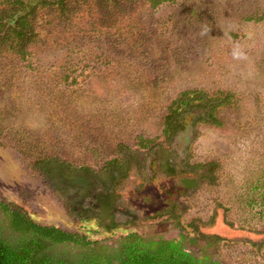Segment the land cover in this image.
I'll list each match as a JSON object with an SVG mask.
<instances>
[{"label":"rangeland","instance_id":"rangeland-1","mask_svg":"<svg viewBox=\"0 0 264 264\" xmlns=\"http://www.w3.org/2000/svg\"><path fill=\"white\" fill-rule=\"evenodd\" d=\"M148 1L69 0L61 14L38 11L40 33L56 15L51 35L23 61L0 60V202L19 206L37 224L110 244L129 231L178 241L180 233L191 236L193 222L222 238L204 244L208 255L224 264H264V220L233 224L240 196H249L246 181L264 175V0H177L154 9ZM198 89L207 92L205 107L190 109L187 128L163 140L166 105ZM227 95L217 127L211 103ZM139 136L160 146L141 149ZM120 144L131 150L119 147L130 153L131 171L109 188L108 216L125 232L104 235L80 223L75 186L58 182L55 190L32 167L51 152L98 170ZM161 159L175 167L174 176L159 167ZM202 162L219 168L213 175L210 165L192 169ZM185 179L199 180L192 193L182 188ZM169 205L179 226L157 216Z\"/></svg>","mask_w":264,"mask_h":264},{"label":"trees","instance_id":"trees-1","mask_svg":"<svg viewBox=\"0 0 264 264\" xmlns=\"http://www.w3.org/2000/svg\"><path fill=\"white\" fill-rule=\"evenodd\" d=\"M67 1L69 0H0V60L10 62L12 56L22 61L29 58L30 47L40 44L42 38L49 37L55 29L52 21L56 15H53L42 26L44 28L40 33V29L36 27L38 11L52 10L55 14H61V11L65 12ZM95 1L102 6L103 2L114 4L119 0ZM175 1L177 0H149L148 3L154 9L161 4ZM63 75L62 82L67 83L70 74ZM206 93V90H191L170 100L161 121L163 140H171L175 133L185 128L190 121V109L205 107L208 99ZM229 98V95L215 98L217 104L211 103L209 117L217 127L221 124L217 111L228 103ZM1 118L0 113V120ZM137 140L141 149L151 150L160 146L159 139L139 136ZM119 147L125 152L131 151L127 146L120 144L116 156L102 163L98 170L86 162L73 164L51 152L38 155L32 169L49 180L55 190L58 189V182L75 186L80 223L95 226L104 235L113 234L122 228L108 216L113 202L109 188L118 181L127 179L131 171L127 160L130 153L122 154L123 151L120 152ZM193 159L191 155V161ZM155 162L153 160L152 165ZM206 165L214 167L212 175L219 168L218 164L202 162L193 165L192 169L196 171L206 168ZM159 167H163L170 177L176 174L175 167L164 159L159 162ZM261 178L263 179L246 181L249 196H240L239 208L242 212L235 215L233 223L239 225L240 229L264 220V175ZM199 183V180L185 179L182 181V188L186 193H192ZM213 183L214 180L211 184ZM105 186H108V189H104ZM171 205L157 213V216H168L169 219L176 220L179 226L180 216L175 215V205ZM85 215L88 216L84 217ZM189 225L192 228L191 236L180 233L178 241L161 238L155 240L153 237H144L138 232L129 231L110 244L89 240L78 232L37 224L19 206L0 202V264H224L207 254L212 242L222 240L221 236L203 234L193 222ZM183 227L185 226H180L181 229ZM204 244L208 248H205ZM249 244L250 248L256 250L261 248L254 243Z\"/></svg>","mask_w":264,"mask_h":264}]
</instances>
